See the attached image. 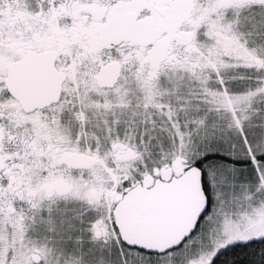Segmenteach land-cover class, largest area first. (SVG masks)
Segmentation results:
<instances>
[{
    "label": "snow or ice",
    "instance_id": "snow-or-ice-1",
    "mask_svg": "<svg viewBox=\"0 0 264 264\" xmlns=\"http://www.w3.org/2000/svg\"><path fill=\"white\" fill-rule=\"evenodd\" d=\"M0 264H264V0H0Z\"/></svg>",
    "mask_w": 264,
    "mask_h": 264
}]
</instances>
